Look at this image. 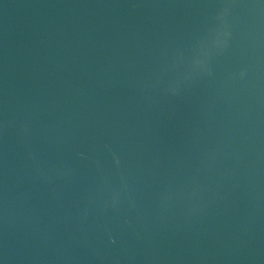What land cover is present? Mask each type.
<instances>
[{
    "label": "water",
    "instance_id": "95a60500",
    "mask_svg": "<svg viewBox=\"0 0 264 264\" xmlns=\"http://www.w3.org/2000/svg\"><path fill=\"white\" fill-rule=\"evenodd\" d=\"M0 264H264V0H0Z\"/></svg>",
    "mask_w": 264,
    "mask_h": 264
},
{
    "label": "snow or ice",
    "instance_id": "6c2138e0",
    "mask_svg": "<svg viewBox=\"0 0 264 264\" xmlns=\"http://www.w3.org/2000/svg\"><path fill=\"white\" fill-rule=\"evenodd\" d=\"M214 43H215L217 46H219V44H220V41H218V40H215V41H214Z\"/></svg>",
    "mask_w": 264,
    "mask_h": 264
}]
</instances>
